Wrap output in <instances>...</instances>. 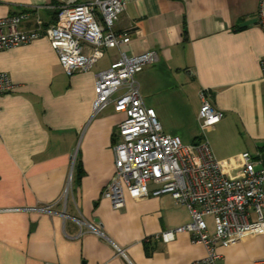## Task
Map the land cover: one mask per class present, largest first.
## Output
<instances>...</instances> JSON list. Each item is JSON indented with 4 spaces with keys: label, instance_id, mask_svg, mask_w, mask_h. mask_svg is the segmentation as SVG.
<instances>
[{
    "label": "crops",
    "instance_id": "obj_1",
    "mask_svg": "<svg viewBox=\"0 0 264 264\" xmlns=\"http://www.w3.org/2000/svg\"><path fill=\"white\" fill-rule=\"evenodd\" d=\"M86 1L0 0V17L37 7L50 24L60 6ZM259 1L130 0L113 27L127 32L129 42L104 48L90 70L71 76L46 37L0 50V71L15 85L0 94V264H205L204 245L187 232L168 243L152 240L147 253L145 238L191 221L187 206L170 194L133 199L126 193L118 209L101 196L114 171L112 142L124 113L112 103L93 113L95 74L121 51H155L157 61L135 75L144 104L163 132L184 144L205 138L222 172L240 177L242 153L259 168L264 147ZM201 91L223 113L212 127L202 128L198 119ZM45 206L50 210H39ZM75 219L100 234L80 230ZM217 250V264H252L264 257V234Z\"/></svg>",
    "mask_w": 264,
    "mask_h": 264
},
{
    "label": "built area",
    "instance_id": "obj_2",
    "mask_svg": "<svg viewBox=\"0 0 264 264\" xmlns=\"http://www.w3.org/2000/svg\"><path fill=\"white\" fill-rule=\"evenodd\" d=\"M129 1L89 0L62 5L56 21L50 24L43 22L37 7L0 17V50L46 37L66 75L88 71L103 56L104 48H119L129 42L127 32L118 33L113 28ZM256 14L264 34V0L259 1ZM157 59L155 51L131 56L121 51L107 68L95 74L93 113L111 103L115 111L124 113L112 142L114 171L101 196L118 209L124 206L126 193L133 199L170 194L177 203L187 206L191 221L143 241L168 243L177 233L187 232L204 245L203 262L217 264L221 259L217 245L227 246L247 236L264 234V167L256 168L250 154L244 152L241 176L229 178L205 138L184 144L178 135L163 132L155 110L144 104L135 78L136 73ZM260 68L264 79V54ZM14 86L9 75L0 71V94ZM200 96V125L212 127L223 113L212 106L206 91H201ZM70 179L71 175L68 183ZM68 183L63 196L67 195ZM39 210L49 211L50 206ZM205 216L213 217L212 234ZM75 221L80 230L85 227L100 234L94 224ZM252 264H264V257Z\"/></svg>",
    "mask_w": 264,
    "mask_h": 264
},
{
    "label": "trees",
    "instance_id": "obj_3",
    "mask_svg": "<svg viewBox=\"0 0 264 264\" xmlns=\"http://www.w3.org/2000/svg\"><path fill=\"white\" fill-rule=\"evenodd\" d=\"M57 14H58V10L56 12V16H55L54 22L57 19ZM261 150L263 151L264 150V147H262ZM152 242H153L152 240L143 241V245L145 246V249H146V251H147L148 254L154 249V246L152 245Z\"/></svg>",
    "mask_w": 264,
    "mask_h": 264
},
{
    "label": "water",
    "instance_id": "obj_4",
    "mask_svg": "<svg viewBox=\"0 0 264 264\" xmlns=\"http://www.w3.org/2000/svg\"><path fill=\"white\" fill-rule=\"evenodd\" d=\"M259 159H260L261 165L264 167V150L260 152Z\"/></svg>",
    "mask_w": 264,
    "mask_h": 264
},
{
    "label": "rangeland",
    "instance_id": "obj_5",
    "mask_svg": "<svg viewBox=\"0 0 264 264\" xmlns=\"http://www.w3.org/2000/svg\"><path fill=\"white\" fill-rule=\"evenodd\" d=\"M204 219H205L206 222H207L208 224H210V225H211V222H213V217H212V216H205Z\"/></svg>",
    "mask_w": 264,
    "mask_h": 264
}]
</instances>
